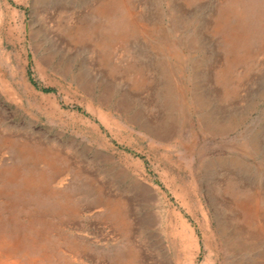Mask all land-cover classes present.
<instances>
[{
  "label": "bare ground",
  "instance_id": "bare-ground-1",
  "mask_svg": "<svg viewBox=\"0 0 264 264\" xmlns=\"http://www.w3.org/2000/svg\"><path fill=\"white\" fill-rule=\"evenodd\" d=\"M204 1L81 0L78 4L76 0L75 3L71 1L70 11L65 8L47 10L46 16L50 19L31 20L30 35L32 40L34 37L35 50L41 52L44 69L57 70L53 64L58 57L59 71L68 76L73 66L81 62V79L77 81L90 87L103 86L110 97L122 82L125 87L122 88L120 111L130 118L126 113L134 103L144 105L153 119L146 120L138 108L131 115L135 121L151 131L160 132L162 128L167 131L166 138L190 146L197 141L199 131L216 136L230 132L250 118L257 102L251 95L254 91L251 69L264 62V0H220L216 17L210 15L203 20L197 10ZM0 8L3 9L1 4ZM218 32L222 35L225 51L218 52L212 60L207 51L208 58L203 55L210 44L205 46L202 34L214 41ZM89 50L96 52L97 60L86 55ZM124 60L126 64L116 71L115 64ZM0 88L10 98L22 99L21 92L1 73ZM98 103L99 107L109 105L105 98ZM55 104L53 111L60 108L57 101ZM89 109L92 116L102 118L93 105ZM2 115L0 113V120L4 118ZM96 132L103 138L104 148L109 150L112 159L119 160V164L101 168L114 175L111 181L88 173L91 169H85L81 159L75 160L73 165L67 163L74 157L73 152L66 150L70 139L59 135L56 137L59 141L53 143L48 131L19 134L0 128V224L7 223L6 216L15 218L16 208L29 207L22 213L29 221L25 231L16 232V235L9 228H0V264H44L49 252V233L60 234L58 230L65 223L70 224L71 218L75 219L85 205L72 203L71 180L77 183L74 190H89L94 195L90 205L105 210L101 218L111 221L120 234L131 239L138 219L136 188L141 187L145 193L154 190L147 181L137 180L130 169L129 156L114 150L98 129ZM251 132L237 141L222 137L220 146L233 149L236 154L209 157L201 165L202 169L212 170V174L216 172L207 185L210 187L206 192L208 205L202 211L206 222L204 230L210 242L213 235L216 237L213 230L217 233L223 247L235 257L234 264H264V187L261 180L264 168L257 164L253 185H247L239 173L240 168L247 165L243 155L257 161L256 155L263 148L261 138H255L252 129ZM98 152L104 155V160L111 158L107 152L108 155L99 149ZM98 152L95 151L94 157L100 156ZM119 176L131 177L136 183L124 184ZM47 196L54 200H45ZM33 198L41 200L35 203ZM34 205L36 208H32ZM169 211L168 233L160 219L155 222L157 232L149 257L144 255L145 247L139 249L135 245L126 259L116 253L120 264H196L199 261L200 238L179 209L170 206ZM25 238L29 245L38 249V255H33L30 248H20ZM205 244L212 249L210 243ZM82 245L86 246L84 242ZM85 251L81 248L78 255ZM212 256L213 253L199 264H215Z\"/></svg>",
  "mask_w": 264,
  "mask_h": 264
},
{
  "label": "rangeland",
  "instance_id": "rangeland-1",
  "mask_svg": "<svg viewBox=\"0 0 264 264\" xmlns=\"http://www.w3.org/2000/svg\"><path fill=\"white\" fill-rule=\"evenodd\" d=\"M71 1L76 2V0H1L0 4L3 9L0 8V73L14 84L19 93L21 92L22 99L19 101L12 99L0 88V113H3L2 116L4 117L0 120V128L19 132V134L27 131L36 134L41 131H48L52 138L50 141L53 143L59 141L56 138L59 135L65 140L70 139L71 144H66L68 146L66 150L73 152L74 157L67 163L73 165L75 160L81 159L85 164V169L87 167L91 169V172L89 170L88 173L93 176L99 174L100 178L111 181L114 175L107 174L101 168L119 164V160L118 158L116 161L113 160L109 150L104 148V140L96 132L98 129L114 150L129 156L130 169L136 175L137 180L147 181L154 191L145 193L141 187L136 188L137 195L139 193V199L136 201L138 219L134 225L135 228H133L134 234L131 239H127L125 234H120V231L116 230L117 227L111 221L100 217L104 215L105 210H99L90 205L94 195L88 192L89 190H74L77 183L69 178L72 181L71 189L74 191L71 194L72 203L82 202L85 205L81 207V214L79 213L75 219L74 217L71 218L72 225L65 223L66 225L58 230L60 234L54 231L49 233V252L43 263L120 264L117 260V254L124 255L123 258L126 259L129 250L136 246L139 249L145 247L144 255L149 257L151 243L154 242L153 237L157 232L156 227L158 225L155 222L160 219L162 226L168 233V223L171 219L169 207L174 206L181 211L183 218L194 228L198 239L200 238V255L196 264L202 262L211 253H213L212 257L216 259L215 264H234L235 257L223 247L213 228L216 237L213 235L211 242L207 238L206 230H204L206 222L202 211L207 208L206 192L210 188H208L209 181H213L211 176L216 175V172L212 174V170L202 169L201 165L204 160L206 163L209 157L235 155L233 149L220 146V139L223 137L226 140H241L249 133L252 134L251 129L255 138H261V145L263 144L264 148V62L262 65L251 69L254 79V91L251 95L257 102L251 111L250 118L245 120L239 126L240 128L237 127L230 132L227 131L216 136L206 135L199 131L196 136L197 141L188 146L182 141L166 138V130L164 132L160 128V132L151 131L150 128H146V125L138 123L131 117L139 108L146 120H152L153 115L146 106L134 103L131 111L127 110L126 113L130 115V118L120 111L122 88L125 87L122 86V82H119L118 89L114 92L115 95L110 97L107 92H104L103 86L94 85L90 87L85 82L79 83L77 81L81 79V62H77L73 66L68 76L59 71L58 57L55 58L53 65L59 72L51 68L44 69L40 58L41 52L38 53L35 50V40L34 37L32 40L30 35L31 20L38 17L50 19L46 16L47 10L54 11L65 8L70 11ZM206 1L208 0H205L197 10L199 18L203 20L209 18L210 15L216 17L220 11V0H213L212 3ZM80 2L81 0H77L78 4ZM37 11L40 12L39 15H37ZM35 16L36 18H34ZM203 37H205L204 34H202V41L205 46L210 44L209 49L203 51V55L206 56L208 52L210 58L214 60L218 52L225 51V44L219 32L215 35L214 41H209ZM86 55L89 58L98 59L95 51L89 50ZM86 55L83 52V56L87 58ZM146 56L153 59L149 55ZM206 58L208 57L206 56ZM125 60L115 64L116 71H120L126 64ZM101 65L105 67L103 63ZM107 66L109 65L107 64ZM254 73L257 76H254ZM104 98L109 105L99 107V100ZM56 101L60 108L53 111L56 107ZM91 105L100 111L99 113L105 122L100 117L92 116L93 112L89 109ZM194 122L197 124L196 116H194ZM198 141L202 142L198 144ZM263 148L256 155L258 156L257 161L243 155L247 165L242 169L240 168L242 173H239L247 185L256 183L257 164L264 168ZM98 149L107 152L109 155L106 154L111 158L104 160V155L100 154ZM96 150L100 154L99 157H94ZM120 178L124 184L136 183L135 180L131 181V177L119 176ZM261 180L264 187V176ZM33 199L36 200L35 203L41 200L40 198ZM44 199L47 201L54 200L48 196ZM33 207L36 208L35 205ZM28 208H16L15 218L10 219L2 207L7 223L0 224V228H9L16 235V232L25 231L27 229L25 226L29 221L22 216V213ZM27 239H23L20 248H30L33 255H38V249L29 245ZM82 242L86 246H83ZM206 242L212 245V249L205 244ZM81 248L86 251L79 256L78 252ZM257 257L262 259L260 256Z\"/></svg>",
  "mask_w": 264,
  "mask_h": 264
}]
</instances>
